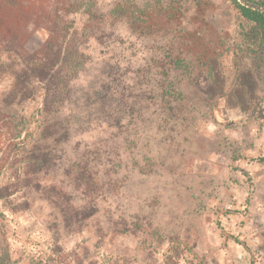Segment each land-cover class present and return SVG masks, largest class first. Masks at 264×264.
Returning <instances> with one entry per match:
<instances>
[{
  "label": "rangeland",
  "instance_id": "374dc122",
  "mask_svg": "<svg viewBox=\"0 0 264 264\" xmlns=\"http://www.w3.org/2000/svg\"><path fill=\"white\" fill-rule=\"evenodd\" d=\"M96 1L106 13L117 0ZM134 1L146 14L154 11L158 21L164 9L170 13L166 18L173 15L181 28L138 36L124 23L109 20L86 43L89 59L65 107L84 119L99 92L116 90L126 105L137 100L138 114L128 107L122 127L114 130L92 116L88 126L73 127L68 140L52 145L49 170L21 176L27 187L11 197L12 205L0 203V238L5 237L3 248L10 257L0 264H162L171 241L188 248L181 264H264V64L261 74L256 73L255 111L242 113L213 100L198 114L166 119L162 93L171 78L164 72L172 59L191 57L181 50L186 41L181 29L218 48L231 86L235 62L240 65L234 52L242 41V21L232 0ZM71 18L79 30L87 19L82 12ZM46 37L35 30L28 49L38 48ZM172 76L187 103H202L199 91L206 76H186L183 70ZM10 85L9 79L0 82V97ZM38 109V101L15 105L14 117L23 127L18 140L28 130L36 136ZM4 123L7 119L0 121L1 133ZM5 152L0 148V180L12 177L11 170L5 171L11 163ZM85 153L93 158L90 182L100 186L93 194L86 193L85 184L76 189L65 177ZM51 184L63 187L68 197L48 190ZM51 202L69 209L96 204L98 213L90 219L80 214L66 225ZM17 204H22V213H14Z\"/></svg>",
  "mask_w": 264,
  "mask_h": 264
},
{
  "label": "trees",
  "instance_id": "16d2710c",
  "mask_svg": "<svg viewBox=\"0 0 264 264\" xmlns=\"http://www.w3.org/2000/svg\"><path fill=\"white\" fill-rule=\"evenodd\" d=\"M232 2L242 21V41L234 52L235 57L240 56V65L235 62L234 84H226L218 48L198 37L195 32H184L183 27L181 30L185 33L186 37L183 36L186 41L182 40L181 50L191 57L172 59L168 70L164 72L167 80L171 78L162 93V112L166 119L180 114H198L213 100H222L229 108L239 109L246 114L256 110L259 99L256 73L261 74L264 64V0ZM81 12L87 19L84 27L79 30L71 17ZM160 12L157 18H161L158 21L154 18V11L146 14L134 0H117L106 13L98 8L96 0H0V82L11 80L10 87L0 97V121L7 119V123H4L5 133L0 132V148L5 149L7 161H11L5 171L11 170L14 178V181L12 177L0 180V203L12 205L11 197L25 186L21 184L22 175L38 176L45 167L50 169L53 163L52 145L68 140L73 127L81 123L88 126V122L93 119L91 117L95 116L94 120L102 126L120 129L128 107L133 115L138 114L137 100L126 105L122 93L116 90L112 94L105 91V95L99 92L96 104L84 119L72 115V112L68 113L65 106L73 82L85 71L89 59L85 51L86 43L95 38L98 30L111 20L124 23L129 32L138 36L152 35L162 30L178 31L180 25L173 21V15L172 18H166L170 13L164 9ZM37 29L44 31L47 37L38 48L30 50L27 44ZM176 70H183L186 76L197 73L206 76L205 86L199 91L201 104L187 103L188 98L183 89L175 86V77L172 75ZM29 101H38L39 104L36 136H29L28 130L26 137L18 140L22 136L23 127L15 119L13 109L15 105ZM111 121L114 123L111 124ZM0 128H3L2 125ZM29 145L31 148L26 150ZM118 145L114 151L119 149ZM18 146L21 150L17 149ZM92 162L93 158H89L88 153L81 154L65 173V177L71 179L76 189L85 184L88 189L86 193L89 194L100 190V186L90 182L93 180L89 171ZM118 163H121V159ZM47 188L68 197L63 187L57 188L51 184ZM51 203L54 209L63 214L66 225L71 224L80 214H83V219H90L98 213L96 204L94 208L89 204L69 209L59 202ZM21 206H14L15 214L24 211ZM4 241L5 237L0 238V261L10 259L7 247L3 248ZM56 247L59 248L58 245ZM187 251V246L171 241L163 255L162 264H181Z\"/></svg>",
  "mask_w": 264,
  "mask_h": 264
}]
</instances>
